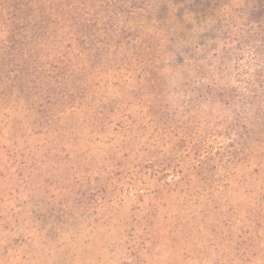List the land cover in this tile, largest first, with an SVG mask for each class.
<instances>
[{
    "label": "rangeland",
    "instance_id": "rangeland-1",
    "mask_svg": "<svg viewBox=\"0 0 264 264\" xmlns=\"http://www.w3.org/2000/svg\"><path fill=\"white\" fill-rule=\"evenodd\" d=\"M263 11L264 0H0V264H264V218L236 260L223 240L239 243L228 212L213 211L223 224L206 225L209 245L165 210L148 223L133 198L92 207L78 193L113 167L158 182L159 164L174 170L186 147L223 152L232 189L245 176L263 190L264 16L250 20ZM199 63L214 70L204 84L233 88L239 106L194 94ZM59 92L79 97L55 103ZM41 94L48 121L35 115ZM236 117L245 145L229 125ZM240 188L229 207L260 192Z\"/></svg>",
    "mask_w": 264,
    "mask_h": 264
},
{
    "label": "trees",
    "instance_id": "trees-1",
    "mask_svg": "<svg viewBox=\"0 0 264 264\" xmlns=\"http://www.w3.org/2000/svg\"><path fill=\"white\" fill-rule=\"evenodd\" d=\"M125 11H129L128 8H125L124 12ZM262 16H264V11L255 12L251 14L250 20L254 22ZM103 31L107 35L112 32L111 27L107 24L103 25ZM132 35L133 34L124 30L118 33L122 41L126 40V36ZM210 67L211 64L207 63H199L190 66L189 71L196 80V85L192 87L194 94L197 97L209 99L222 107L239 106L240 99L237 91L233 88L227 86L222 87L218 83L204 84L206 75L213 70L210 69ZM17 79H19L18 81L20 83L21 81H26L23 75L18 76ZM65 96L69 98L79 97H74V94H69L68 92H59V96H54L55 103L63 100ZM40 97H42L46 103L35 115H37L40 121H48L51 119V114L53 113L51 108H49V105L52 103H48L49 98L45 96V94H41ZM229 125L231 131L233 130L237 133V142L245 145L247 143V126L241 120H238L237 117L234 121L229 123ZM243 130L246 131V133H244ZM183 141L181 140V142ZM198 144H200V142ZM184 150H189V152L181 157L183 160L181 159L180 162L182 163L180 166L178 164L177 168H174V170L170 165V163H173L170 159H168L169 161L166 165L165 163L159 164L160 166H158L157 169L161 170V175L164 177L158 182L141 180L140 175L142 174L135 166L131 170H121L120 168L113 167L103 172L101 176V178L103 177V181L97 182V179H94L88 189L84 192H78L79 196L87 200V203L92 205V207H94L95 204H99V198L104 199L107 195H111V197H109V199L105 198V201L114 204L119 202L117 205L122 203L121 198H133L138 203V206L134 207L135 210L139 212L146 210L143 212L146 222L153 223V221L149 220L156 219L158 217V212L160 210H165L166 213L169 214V219H171L169 220L170 224H174L175 227L189 225L192 229L200 230L202 232L200 238H204L203 240L207 243H209V241L212 243L214 238L209 235V228H207L206 225L211 224L210 226H212L215 222H218L221 226L223 224V220L214 219L212 216L213 211L224 212L225 214L228 212L231 214V222L224 221V226L227 225L228 228H232L231 230L240 231V235L237 236V241L239 243H234L229 237H225L223 240L225 243L228 242L230 245L236 246L234 258L237 260L239 257L244 256L245 252L243 251L245 247H250V244H247V237L255 232L252 228H262L260 223L263 220L262 218H264V208H262L264 205V189L262 190L260 185H258L257 180L247 179L245 176L244 178L240 177L243 181L238 179L235 180L236 188L232 189L231 177L233 175L228 171L230 169L227 165L228 161L227 163L226 160L223 161L222 157L224 153L221 151H216L210 155L208 153L203 154L204 151L200 153L198 152L199 149H193L192 147H186ZM189 154H193L194 157L188 156ZM180 167L181 170L177 171ZM170 172L173 173L171 179L169 180L166 178L165 180V177ZM152 173L155 175L154 173H158V170L152 167ZM112 178L118 180L113 181ZM136 183H139L142 188L136 187ZM246 184H254L255 187L259 188V193L254 192L257 197L253 200H249L246 206L235 205L233 206L234 208L229 207L231 204H234V199L228 196V192L230 191L231 194L238 196L241 190L240 185L244 186ZM125 192L128 195L121 197ZM117 195L118 197H116ZM144 198H147L146 201L143 200ZM61 209V204L59 202L57 211L63 214ZM242 213L245 214L244 217L239 216ZM201 215L208 218L210 223L203 222L202 219L198 217ZM171 217L174 218L175 223ZM205 218L204 220H207ZM162 219L163 221L168 220L166 216L162 217ZM137 221L138 226H140V219H137ZM144 229H146L145 226ZM198 236L199 235H197V238ZM197 238L193 240L196 241ZM138 239L141 240L142 238L138 237ZM211 243H209V245H211ZM216 246L217 244L215 247Z\"/></svg>",
    "mask_w": 264,
    "mask_h": 264
}]
</instances>
